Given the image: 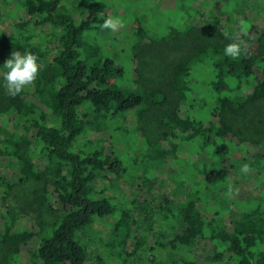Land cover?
<instances>
[{
	"label": "trees",
	"instance_id": "16d2710c",
	"mask_svg": "<svg viewBox=\"0 0 264 264\" xmlns=\"http://www.w3.org/2000/svg\"><path fill=\"white\" fill-rule=\"evenodd\" d=\"M62 2L24 0L28 19L0 32V164L11 171L0 173V264H112L88 256L84 242L97 238L120 264H264V128L234 122L264 101V23L249 13L256 3L264 12V0H160L161 31L133 19L130 70L93 39L105 33L107 3L95 0L76 16L59 14ZM202 13L210 20L196 18ZM239 40L246 51L226 56L225 46ZM12 51H30L41 65L35 83L15 97L4 87ZM152 51L166 66L155 86L141 70L142 54ZM204 64L211 94L193 85ZM151 113L156 134L147 128ZM130 116L137 125H125ZM123 142L133 167L118 149ZM139 143L140 152L132 150ZM176 161L187 178L171 173ZM260 169L263 175L252 179ZM233 171L251 189L239 191L228 221ZM167 180L174 186L159 196L156 188ZM28 183L37 185L30 205L39 215L51 213L50 222L28 221L17 189ZM109 188H122L126 197L106 194ZM211 196L216 209L206 215ZM111 219L104 238L96 225ZM145 246L178 256L136 261Z\"/></svg>",
	"mask_w": 264,
	"mask_h": 264
},
{
	"label": "rangeland",
	"instance_id": "374dc122",
	"mask_svg": "<svg viewBox=\"0 0 264 264\" xmlns=\"http://www.w3.org/2000/svg\"><path fill=\"white\" fill-rule=\"evenodd\" d=\"M95 0H63L60 8H59V14L64 13H72L76 16H78L82 11H84L88 5ZM96 1H103L106 2L108 5V10H106V13L109 14L111 17H118L121 19L125 27L118 30L115 33L109 34L111 30L105 29V33H103L101 36L99 34H94L93 39L96 40L99 44L103 46L105 51H108L110 55L114 58H117L121 61H124L126 64H128V70H130L131 67V37L130 34L132 32V23L133 19L142 18L144 21H147V25L154 26L155 28L161 31L160 27L164 26L166 20L164 17H162V13H158V9L156 7L158 5H161V9H165L164 2H160V0H96ZM24 0H7V3H5V6L3 8L5 15L0 16V32H4L7 28L11 29L12 31H15V26L18 22L28 19L27 13L25 12L26 9L23 5ZM160 3V4H159ZM167 10V9H166ZM162 12V11H161ZM254 12L256 14V17L253 18L255 24H263L264 21L260 19H264V12L262 10V7L260 8L258 4L256 3V6L251 7L249 13ZM263 12V13H262ZM167 11H164L163 15H165ZM170 13V12H169ZM173 13V11H172ZM171 13V15H172ZM152 16V17H151ZM207 16V18H206ZM197 19L203 20L207 19L210 20V17L206 14H199L196 16ZM161 23V24H159ZM162 25V26H161ZM220 27L223 29L226 26L225 22H222ZM264 27V26H261ZM144 56V57H143ZM164 67L166 71V66H164V63L162 62L160 53H156L155 51H152L148 54L143 55L142 54V62H141V70L143 79L145 80L147 85L155 86L159 85L163 82V78H165L164 75ZM210 68L207 65H201L196 67L195 69V78L193 85L195 86L196 90H198L199 94H211V88H210ZM130 74V73H129ZM131 77V74L129 75ZM129 77V78H130ZM211 102V101H210ZM212 103V102H211ZM212 106L209 104V107ZM205 112H207L206 109H204ZM150 119L147 123V128L150 129L151 133L156 134L158 132V123L155 119V115L151 113L149 115ZM235 124L242 128H249L251 126L259 125L260 129L264 128V124L261 123L264 122V101L257 104V106L250 112L236 118L234 120ZM126 126L132 127L137 125L134 116H130L125 123ZM10 128H13V124L9 125ZM93 138V136L91 137ZM118 149L122 152H124L125 161L129 162L128 165L133 167L132 162L130 161V155L128 153H131L127 151L125 142L118 143ZM141 147L140 143L139 145H135L132 150L136 152H140L139 148ZM137 148V149H136ZM183 159H187V154L182 155ZM201 158L197 161L200 162ZM189 163L188 161L186 164ZM181 165V164H180ZM179 162H172L171 168H173V171L171 173H174L177 175V177L183 176V178H187V174L182 175V172L180 173L179 170L177 172V169H180ZM168 167H164V170L166 171ZM176 171V172H175ZM10 169L6 167L3 164H0V173L9 175ZM241 172L233 171L231 174V178L227 185H231L233 189V193L230 197V200H227V204L229 206V212L227 215L228 221H231L232 218L236 215L237 211L235 209V201L239 199V191H248L251 189L250 183H247V179L240 178ZM252 179L263 175V170H253L252 172ZM170 180H167L166 184H160L156 188V193L159 196L167 195L170 193V190L173 188L174 185H172V182ZM124 185H130L128 187H132L131 180L122 181ZM226 185V186H227ZM37 185L35 183H28L24 188H17L18 192L21 194V198L24 199L25 207L29 209V214L31 215V219L29 218L28 221L35 222L38 219H44L48 222L53 219V215L51 213H44L43 215H39V213L34 210V208L30 205L29 202H33L30 194L31 191H33ZM190 187L187 186V189ZM21 189V190H20ZM20 190V191H19ZM238 190V191H237ZM5 192L4 188H0V195H2ZM106 194H111L114 197H118V199L123 200V198L126 197V191L122 188L120 189H114L109 188L106 192ZM223 193L225 196H227V190L224 189ZM213 199L211 196L210 201ZM9 202L10 199H8ZM216 202L211 201V205L207 204V206H203L205 214L212 213L215 209ZM207 208V209H206ZM210 210V212H208ZM24 222V220H23ZM114 222L113 219L111 220H105V221H99L96 225V231L97 233L101 234L100 236L106 238L111 231V225ZM97 233L95 235H97ZM85 249L88 253L89 257H94L95 255H101L106 260L112 262V264H120L117 256L116 251L112 252L109 250V248L106 245V241L103 239H95L94 241L84 242ZM158 256L159 259L163 260L164 262H170L172 259L175 258V256H178V253L170 248H158L155 251H150L149 246H145L144 249H142L138 256L135 257L137 260L146 261L147 258ZM185 255L188 257L189 252H185Z\"/></svg>",
	"mask_w": 264,
	"mask_h": 264
},
{
	"label": "clouds",
	"instance_id": "9594fccd",
	"mask_svg": "<svg viewBox=\"0 0 264 264\" xmlns=\"http://www.w3.org/2000/svg\"><path fill=\"white\" fill-rule=\"evenodd\" d=\"M104 29H109L113 33L125 27L124 22L118 17L109 16L101 25ZM225 35H227L225 33ZM244 41H234L225 46L224 54L233 59L240 57L242 50L246 51ZM38 56L30 51L21 53L12 51L10 58L4 62L7 71L4 73V87L6 93L12 97L20 94L25 87L33 85L40 73L41 65L38 63ZM241 171L247 173L250 168L247 164L242 165ZM238 191V190H237ZM232 186H228V194H232Z\"/></svg>",
	"mask_w": 264,
	"mask_h": 264
}]
</instances>
